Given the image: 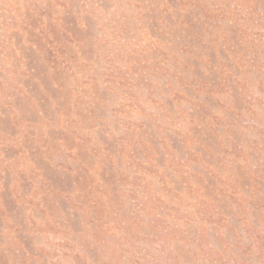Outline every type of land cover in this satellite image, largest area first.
<instances>
[{
  "label": "rangeland",
  "instance_id": "rangeland-1",
  "mask_svg": "<svg viewBox=\"0 0 264 264\" xmlns=\"http://www.w3.org/2000/svg\"><path fill=\"white\" fill-rule=\"evenodd\" d=\"M0 264H264V0H0Z\"/></svg>",
  "mask_w": 264,
  "mask_h": 264
}]
</instances>
